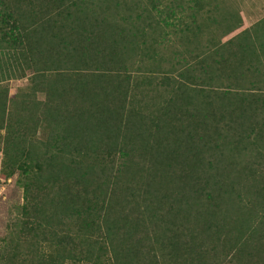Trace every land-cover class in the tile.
Returning a JSON list of instances; mask_svg holds the SVG:
<instances>
[{"label":"trees","instance_id":"1","mask_svg":"<svg viewBox=\"0 0 264 264\" xmlns=\"http://www.w3.org/2000/svg\"><path fill=\"white\" fill-rule=\"evenodd\" d=\"M139 1L122 0L126 5L120 9L122 16L125 13L122 19L129 20L139 10ZM202 1L146 0L148 5L135 13L142 24L133 23L138 49L146 54L148 33L154 50L162 34L182 40L202 17ZM84 2L0 0V132L5 131L0 136V176L8 179L18 173L24 191L22 216L11 239L14 248L2 253L0 260L5 259L4 264H65L68 260L264 264V202L257 206L254 201L258 197L264 201V185L249 190L246 201L245 195L233 194V186L213 180L214 162L221 156L247 154L251 136L257 139L264 134V112H259L264 99L251 96L242 85L263 86L262 57L260 61L258 54L224 50L215 58L208 50L197 59L188 50L180 52L177 62L183 63L180 74L186 80L164 74L159 83L169 84L173 95L162 106L142 109L132 100L135 87L128 81L104 71L90 78L66 74L78 65L100 68L110 61L114 65L118 62L115 48L104 52L109 34H117L111 37L112 45L126 40H119L118 33L122 37L125 30L119 28V18L109 22L108 11L111 18L118 17V7L108 2L97 12L84 8ZM153 11L168 26L155 37ZM224 18L230 22L231 15ZM161 52L157 49L156 60ZM212 66H217V72ZM200 68L203 75L193 72ZM226 70L233 82L237 80L238 93L228 88L219 105L211 101L203 103L208 107L195 106V111L177 108L178 89L189 82L204 88ZM246 72L255 78L249 79ZM23 77L29 80L27 89L10 94L7 82ZM232 85L229 79L227 87ZM204 93L199 89L184 94L191 104ZM209 121L213 128L207 131L213 138L197 140L203 151H209L206 158L191 129L193 124L208 128ZM219 135L233 144L227 154L213 151L219 147ZM189 176L201 177L203 183L194 187ZM166 177L181 182L178 187L168 185ZM25 242L33 247L25 250Z\"/></svg>","mask_w":264,"mask_h":264},{"label":"rangeland","instance_id":"2","mask_svg":"<svg viewBox=\"0 0 264 264\" xmlns=\"http://www.w3.org/2000/svg\"><path fill=\"white\" fill-rule=\"evenodd\" d=\"M112 1L113 0H85L82 6L84 8H93V10L97 12L101 8L106 7L109 3L114 9H117L116 7H118V17H116L115 15L111 18V9L108 11L109 18L112 19L109 22L110 24L116 23L115 20L117 21V19L119 18V22L117 23L118 25L120 24L119 28L125 29L123 31L122 37L118 33L119 40H124L125 38L126 40L118 44V46L116 45V43L112 45L110 43L112 41L111 37H116L117 34H109L110 38L108 37V40L105 43L104 51L105 53H111L115 48L116 54H114V56L117 57L118 62H114L113 65V61H110L109 65L105 64L100 68L94 66L95 64H92V66L90 64L80 66L78 65L76 67L73 66L71 68L75 71H67L66 74L72 73L77 74L79 77L90 78V76L97 75L99 74L98 72L104 71L106 74L108 73L111 76L120 78L121 81H124L126 83L128 81V83H131L135 87L134 97L132 100L135 101L139 106H141L142 109L147 108L150 111L153 107L164 105V102L167 101L166 99L173 95L172 88L169 84L162 85L161 83H159L164 74L173 75L177 80H186V78H183L180 74L183 69V63L178 64L177 62L179 59V53L184 52L185 50H188L191 55L198 57L197 59L204 58V56H206L204 54V51L208 50L211 51V56L215 58L219 57L218 54L220 55V53L224 50H228V52L230 53H233L235 51H243L245 54H248V56L258 54L260 61L261 57L263 59L261 61L262 64L259 65L263 67L262 71L264 73V50H261V48L264 49V0H203L202 3L205 4V6L201 10L203 11L202 17L196 16L197 24L195 23L194 26L192 25L194 29L192 32L190 31L184 33L182 36V40L175 38L176 36L174 35L169 36L167 35V33L162 34L160 38H163L164 41L162 40V42L158 46H156L155 50V46L153 48H151L150 46L154 39L148 33V37L145 40L147 48L146 54L143 50L138 49L140 43L139 39L137 38L138 30L136 31V29H133V23L138 22L135 13L137 11H141L144 7L143 5H148L146 3V0H144L145 4L144 1L142 2L141 0L138 2L139 10L134 11L133 16L130 17L129 20L122 19L125 13H123L122 16V12L120 9H122V7L125 9L126 7V5L122 3V0H119L121 3L118 6L114 5L117 0H114V3H112ZM209 9L211 10V12L207 13L206 11ZM189 12L190 11L188 10V13ZM113 14H115V12H113ZM227 15H231L230 22H227L228 20L224 18ZM152 17V23H156L154 28L155 30L152 32V35L154 36L155 34H157L159 30H161L162 33L166 32L164 29L168 26L165 24V22H163V18L158 13V11H153ZM99 18L101 19L100 15ZM215 19H219L221 20V22H217L215 21ZM189 21L192 22V19L190 17ZM138 24L141 25L142 23L138 22ZM196 25L200 26V28H197ZM173 30L174 29H170V32ZM187 36L189 37V39L194 36H196V38H191V40H189L186 39ZM188 40L189 43L186 42ZM155 44L157 45V43H154V45ZM198 45H201V47L197 49ZM157 49L162 50L160 58H158V60H156ZM198 53H200L199 56H197ZM151 54H153L152 58L146 56ZM111 57L113 59V55ZM212 70L217 72V66H215V69L213 67ZM236 70H238L237 67ZM193 72H195L196 74L200 73V75L204 74L203 70L201 71V68L200 70L195 69V71ZM221 72H219L221 75L217 81H212L210 85H206L204 86V88H199V85H194L193 83L189 82L188 84L182 86V88L178 89V91L176 92V103L179 107L177 106V108L183 109L188 106L192 111H195V106H201V108L206 106L208 107L211 101L213 106L219 105L225 101L222 100V97L223 93L228 88H230L234 93H238V89H240L239 85L237 84V80L233 82V78H231V76H228L229 70H226L224 73ZM246 73L248 74L247 77L249 79L255 78L251 77L252 74L248 72ZM146 76L151 78L145 80ZM152 77L155 78L152 80ZM229 79L233 83L231 87H227L229 84ZM7 85L9 86L10 94L13 95L20 90L27 89L29 80L27 77L14 78L9 80L7 82ZM242 85L243 87H245V90H248L247 92L251 94V96L256 94L263 97L264 99V83L261 87H253L251 83H242ZM199 89H204L205 93L201 94L202 96L200 97V99L199 97L195 98L196 103L190 104V100L186 99L188 93L196 94L197 90ZM183 90L184 93L187 94V96L183 93ZM238 95L239 94H236L234 96ZM39 97L43 99V93H40ZM198 101L199 103L197 104ZM204 102H208V105H203ZM136 103L134 105H136ZM259 112L263 114L264 108H262ZM218 115L219 113L217 112V116ZM210 116L211 115H209V117ZM210 123L213 122L209 121L207 126H210ZM224 123H226V121ZM224 123L222 124V128L227 129V125ZM212 128L213 127L210 126L204 129L203 125H201V127H198L197 124H193L191 131L193 132L194 140H196L197 142V140H200L203 137H205L207 140H211L213 136L211 135V131L207 130H210ZM4 132V130L1 131L0 136L3 135ZM251 137L252 143L247 146V149H245L247 151V154H238L235 156H231L230 154L229 156L226 155L225 158L221 156L219 159L220 163L217 161L214 162L216 170H214L213 172L217 174V176L213 179L215 184L219 185L223 183L224 187H226V185L233 186V194L236 195L237 193H240L245 195L246 201L249 200L246 197L249 196V190L254 191L258 187L264 185V134H262V136H257V139H255V136ZM218 140L219 147H214L213 151L215 153H222L223 150H226L227 154L228 151L231 150L233 144L227 143L229 141V138L225 137L224 135H219ZM230 141H232V139H230ZM197 145H199L198 142ZM211 146L214 145L211 144ZM199 148L202 151L203 157L207 158V154L209 151H203V145H199ZM206 149H208V147ZM242 153H244V151ZM119 162H121V160H119ZM203 162L208 165L207 159H205ZM179 173L180 172H177V175ZM18 179V173L8 179L0 176V255L2 253H6L8 249L14 248V243L11 242V239L16 233V223H18L22 216L21 206L24 202V191L23 187L18 182ZM187 180L191 182L190 184L194 187H197L203 183L201 177L189 176L187 177ZM179 182L181 181H177V179H175L174 177H166L164 181V183L168 185H171L173 183L172 186L177 185V183ZM178 186L179 185H177L176 187ZM216 187L218 190H220L219 193H221L222 188L220 186ZM254 201L257 206L264 202L263 199L259 197ZM231 208L234 209V206H232ZM23 246L24 249L27 250L32 245L31 243L25 242ZM0 261V264H4L6 262L5 259H1ZM65 264L91 263L68 260Z\"/></svg>","mask_w":264,"mask_h":264},{"label":"crops","instance_id":"3","mask_svg":"<svg viewBox=\"0 0 264 264\" xmlns=\"http://www.w3.org/2000/svg\"><path fill=\"white\" fill-rule=\"evenodd\" d=\"M200 47H201V45H198L197 49ZM0 148H1V145H0ZM2 156H3V154H2V151L0 150V168H1Z\"/></svg>","mask_w":264,"mask_h":264}]
</instances>
